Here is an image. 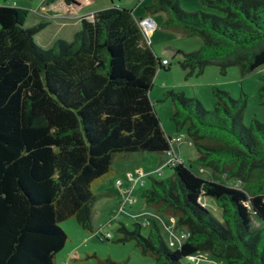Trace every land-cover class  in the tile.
Instances as JSON below:
<instances>
[{
	"label": "trees",
	"instance_id": "obj_1",
	"mask_svg": "<svg viewBox=\"0 0 264 264\" xmlns=\"http://www.w3.org/2000/svg\"><path fill=\"white\" fill-rule=\"evenodd\" d=\"M197 1L209 12L183 11L177 0H152L143 9L164 14L161 29L200 39L195 51L170 56L181 57L182 70L198 75L213 64L220 74L234 67L244 77L264 65V0ZM27 13L0 5V264H55L67 241L62 222L73 219L93 232V205L108 196L93 190L117 159L171 151L148 97L156 71L169 63H161L137 19L119 5L80 17L72 41L56 40L50 49L33 41L42 26L23 27ZM258 79L264 105V74ZM210 92L211 110L182 93L164 96L174 107V131L184 130L197 153L193 163L222 182L180 161L140 193L146 207L173 219L183 241L171 249L153 222L146 237L138 224L117 230L120 243L132 241L154 264H181L197 253L224 264H264V121L243 124L242 93L233 99L216 87ZM207 199L220 221L206 209Z\"/></svg>",
	"mask_w": 264,
	"mask_h": 264
},
{
	"label": "rangeland",
	"instance_id": "obj_2",
	"mask_svg": "<svg viewBox=\"0 0 264 264\" xmlns=\"http://www.w3.org/2000/svg\"><path fill=\"white\" fill-rule=\"evenodd\" d=\"M0 0V5L21 7L28 11L24 26L26 28L42 26L33 36L34 43L41 49H50L56 40L70 42L73 35L79 30V18L90 15L92 12L105 9L111 5H119L126 8L136 9L133 14L136 18L144 16V7L152 0H75L77 6H66L63 1L55 0ZM181 10L195 12L197 10L209 12L202 7L197 0H177ZM89 17V16H87ZM165 18L163 13L152 15L150 19L154 23V30L148 36V42L155 55L159 59H166L169 63L167 71L157 70L153 79V85L148 97L159 118L163 132L171 138L173 155L182 161L185 166H191V171L208 181L222 182V177L207 168H199L193 160L196 151L186 136L184 130L174 131L170 116L174 111L170 98L164 93L173 91L182 93L185 97L197 99L205 110H211L213 97L211 87L226 91L233 99H237L242 93L245 96V104L242 113V122L249 125L252 118L259 122L264 121V105L258 104V89L262 82L258 76L264 74V65L255 69L248 75L240 77L234 67L227 68L224 74H220L218 68L206 65L201 74H188V69L182 70L177 61L179 55L170 58L176 50L182 52L195 51L200 45L197 37L186 38L178 33L163 30L159 23ZM128 157H121L115 166L117 169L128 165L129 172L125 173L120 180L99 181L94 187L95 194H101L108 190L110 194L98 199L93 205L92 231L108 236L100 241L95 233H89L78 227L73 219L60 224L67 235V241L63 248L55 254V264H98V260L110 259L124 264H154L149 257H143L134 247L132 241L120 243L121 234L117 231L122 225L130 231L133 224H138L140 234L146 237L153 222L159 229L164 242L171 248H176L184 239L185 234L180 229L173 228V219L155 213L146 207L140 193L150 187V178L162 180L171 175V168L177 162L171 161L172 157L157 156L153 154L132 153ZM167 162H172L170 166ZM159 174V175H158ZM233 185V181H227ZM206 199H201L203 204ZM212 201L207 199L206 209L218 221L220 213ZM181 264H224L221 259H215L208 254L197 253L181 260Z\"/></svg>",
	"mask_w": 264,
	"mask_h": 264
},
{
	"label": "crops",
	"instance_id": "obj_3",
	"mask_svg": "<svg viewBox=\"0 0 264 264\" xmlns=\"http://www.w3.org/2000/svg\"><path fill=\"white\" fill-rule=\"evenodd\" d=\"M122 7V6H121ZM124 8V7H123ZM127 10H129L130 11V13H131V15L134 17V13H135V11H136V9H131V8H126ZM93 13V12H92ZM145 14V13H144ZM83 16H89V15H83ZM144 16H146V17H152V16H148V15H144ZM135 18V17H134ZM138 18H141V15H138L135 19H138ZM145 18V17H144ZM87 19H89V17H87ZM164 20V19H163ZM163 20H161L160 21V23H159V26H160V24L162 23V21ZM25 23V22H24ZM23 27H25L24 25H23ZM26 28V27H25ZM54 44V43H53ZM53 46V45H52ZM171 148H172V146H171ZM172 150V149H171ZM130 155V154H129ZM126 157H128V156H126ZM121 158V157H120ZM119 158V159H120ZM119 159H117V160H119ZM117 160L115 161V163L113 164V169H112V171H111V173L107 176V177H105L104 179H102V180H100V181H111V183H113L112 181L114 180H120L123 176H124V174L125 173H128L129 172V167H128V165H125L124 167H120L119 169H117L116 168V166H115V164H116V162H117ZM120 176H122V177H120ZM99 183V182H98ZM97 183V184H98ZM96 184V185H97ZM95 185V186H96ZM102 193H107V194H110L109 192H108V190H105L104 192H102Z\"/></svg>",
	"mask_w": 264,
	"mask_h": 264
},
{
	"label": "built area",
	"instance_id": "obj_4",
	"mask_svg": "<svg viewBox=\"0 0 264 264\" xmlns=\"http://www.w3.org/2000/svg\"><path fill=\"white\" fill-rule=\"evenodd\" d=\"M136 1L139 2L140 0H136ZM137 24L140 27V29H141V31H142V33L146 39L148 38L149 35H151V33L153 32V30L155 28L154 23L152 22V20L149 17L137 19ZM147 41H148V39H147ZM161 63L165 64L166 60L165 59L161 60ZM164 156L172 157L171 161H174L177 163L180 162V160H177L176 157L173 155L172 150L167 152ZM167 164H170V166L174 165L172 162H167ZM104 238H108V236L104 234Z\"/></svg>",
	"mask_w": 264,
	"mask_h": 264
}]
</instances>
